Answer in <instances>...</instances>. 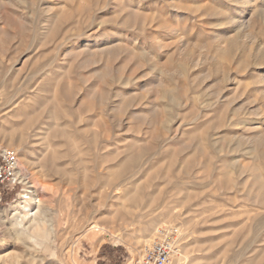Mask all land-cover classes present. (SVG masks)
<instances>
[{
  "label": "rangeland",
  "instance_id": "374dc122",
  "mask_svg": "<svg viewBox=\"0 0 264 264\" xmlns=\"http://www.w3.org/2000/svg\"><path fill=\"white\" fill-rule=\"evenodd\" d=\"M2 147L49 239L0 188V261L127 264L174 226L172 264H264V0H0Z\"/></svg>",
  "mask_w": 264,
  "mask_h": 264
},
{
  "label": "built area",
  "instance_id": "2783aa9c",
  "mask_svg": "<svg viewBox=\"0 0 264 264\" xmlns=\"http://www.w3.org/2000/svg\"><path fill=\"white\" fill-rule=\"evenodd\" d=\"M28 178L20 165L17 153L8 147L0 149V188L14 190ZM1 196V194H0ZM182 235L179 228L167 226L156 231L154 238L142 252L127 264H172L178 256Z\"/></svg>",
  "mask_w": 264,
  "mask_h": 264
},
{
  "label": "bare ground",
  "instance_id": "6f19581e",
  "mask_svg": "<svg viewBox=\"0 0 264 264\" xmlns=\"http://www.w3.org/2000/svg\"><path fill=\"white\" fill-rule=\"evenodd\" d=\"M24 180H27V178ZM33 188V184L29 180L24 182V188L18 195L19 199L10 206V210L14 211L15 214L9 224L11 234L18 241H29L35 247H38L42 239H49V235L40 232L42 230L39 229L41 223L45 221L44 218L47 215L48 208L44 205V201L38 192L32 191L35 190ZM41 188L43 189L44 187L41 186ZM3 218L4 215L1 219ZM1 262L2 264H19L17 256L1 259L0 264Z\"/></svg>",
  "mask_w": 264,
  "mask_h": 264
}]
</instances>
